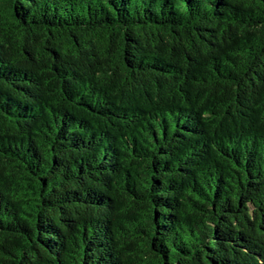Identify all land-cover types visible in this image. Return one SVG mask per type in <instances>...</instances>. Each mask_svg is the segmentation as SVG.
<instances>
[{"label": "trees", "instance_id": "obj_1", "mask_svg": "<svg viewBox=\"0 0 264 264\" xmlns=\"http://www.w3.org/2000/svg\"><path fill=\"white\" fill-rule=\"evenodd\" d=\"M0 264H264V0H0Z\"/></svg>", "mask_w": 264, "mask_h": 264}]
</instances>
